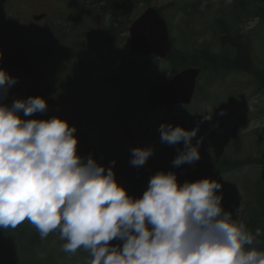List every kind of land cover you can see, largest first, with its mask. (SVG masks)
<instances>
[{
    "label": "rangeland",
    "instance_id": "374dc122",
    "mask_svg": "<svg viewBox=\"0 0 264 264\" xmlns=\"http://www.w3.org/2000/svg\"><path fill=\"white\" fill-rule=\"evenodd\" d=\"M125 1L131 6L130 11L103 13L95 0H0V57L15 54L24 44L32 51L39 44L52 49V55L42 63L36 64L34 57L35 61L25 70L6 71L17 82L0 103L11 105L16 99L44 98L48 105L46 112L24 117L21 111L20 116L24 119L56 116L75 126L77 154L85 159L91 155L106 169L111 166L117 182L134 198L143 195L141 191L146 190L158 170L174 172L180 184L203 178L217 180L222 184L217 194H223V208L232 213L237 223H242L241 212L252 192L249 186L252 188L256 182L260 166L252 164L220 173L197 166H210L224 157L264 156V89L252 75L236 71L211 80L207 75L199 76L196 93L188 105L161 103L152 109L132 111L135 103L131 97L127 101L130 113L128 110L118 114L123 93L117 83L128 60L124 56L137 58V63L144 66L142 86L152 88L162 84V90L174 73L167 59L129 53L128 26L137 14L147 6L158 7L167 21L174 48L189 56L199 46L207 45L216 53L219 44L214 35L218 29L215 23L222 19L221 27L226 28L227 22L233 27V21L229 20L233 1ZM47 7L58 12L55 17L47 16L41 22L32 19L31 15L47 11ZM235 26L250 38L254 64L264 72V21L246 15ZM109 27L118 31L113 34ZM75 40L78 45H74ZM72 46L76 48L73 57L69 56ZM136 91L138 94L140 88ZM205 115L211 118L205 119ZM161 124L189 131L198 127L192 144L202 140L200 159L174 166L172 162L184 145L161 142ZM137 147L154 149L142 166L130 163L131 150ZM125 162L130 165L129 177L136 184H130L118 173L125 168ZM8 231L12 233L11 240L6 242V237L2 238L11 264H86L90 259L83 248L75 253L65 252L62 245L66 241L60 239L58 230L41 239L38 230L26 220ZM29 247H35V260Z\"/></svg>",
    "mask_w": 264,
    "mask_h": 264
},
{
    "label": "clouds",
    "instance_id": "9594fccd",
    "mask_svg": "<svg viewBox=\"0 0 264 264\" xmlns=\"http://www.w3.org/2000/svg\"><path fill=\"white\" fill-rule=\"evenodd\" d=\"M16 82L0 69V99ZM47 108L39 96L0 103V229L27 220L41 239L58 230L63 250L83 248L86 264H264V250L255 246L261 230L253 233L225 211L219 181L180 184L174 172L159 171L134 198L111 166L77 154L75 126L56 116H20ZM198 130L160 125L161 142H183L174 166L200 159L202 140L192 144ZM153 152L133 148L130 163L142 166Z\"/></svg>",
    "mask_w": 264,
    "mask_h": 264
},
{
    "label": "trees",
    "instance_id": "16d2710c",
    "mask_svg": "<svg viewBox=\"0 0 264 264\" xmlns=\"http://www.w3.org/2000/svg\"><path fill=\"white\" fill-rule=\"evenodd\" d=\"M138 1L141 3L148 2V0ZM95 2L100 3L99 5L103 13H124L130 11L131 8L125 0H95ZM240 11L247 12L250 16L260 17L264 21V0H234L232 5L233 15L236 17ZM219 28L221 29L219 30ZM219 28L216 33L218 35L219 43L221 44V53H213L207 45H203L196 48L190 56H187L179 49L174 48L165 58L170 61L172 71L175 72L176 70L187 66H196L201 70L200 76L207 75L210 78L209 80L212 78H223L230 72L241 71L252 75L258 81L259 87L264 89V72L257 69L254 64L251 51V40H249V46L245 45V43L240 41L241 34L238 32V29H235V27L233 28V31H231L230 28ZM108 31L115 34L118 30L117 28L112 29V27H109ZM230 31L232 38L230 36ZM54 43L57 44L59 41H54ZM74 45H78L77 40L74 41ZM38 47L39 46H35V50H31V53L33 54L32 62L35 61L34 57H36V64L42 63L45 60L43 58L39 61L37 60V56H42L43 54L46 56L52 55V49L49 48V46L46 48V45L43 44L39 48ZM75 49L76 48L72 46L69 56L73 57L75 55V52H73ZM125 58L128 59L126 61L127 66L124 69L122 78L117 83L123 93V100L118 114L125 113L129 110L127 101L131 97H133V102L135 103V107L132 111H136L137 109H152L161 104L160 90L162 84H158L152 88L145 87V85L142 86L141 77L144 66L137 63V58L130 59L129 57L124 56V59ZM139 88L140 92L137 94L136 92L138 91H136V89ZM128 112L130 113V110ZM130 115H132V112ZM124 164L125 168L121 170L119 169L118 173L126 177L130 181V184H136L135 179L129 177V163L125 162ZM252 164L260 166V172L256 182L253 183L252 188L249 186V189L252 190L250 194L252 198H249L250 200L242 209L241 218L242 223L253 233H255L257 228L261 230L262 234L257 237L258 243L255 246L259 250H264V156H247L243 159L224 157L210 166H197V169L203 168L202 170L204 171L220 173L222 171H230L236 168L239 169L247 165L251 166ZM157 172H159V170L155 173ZM243 187L245 190L247 189L246 186ZM249 189H247V191ZM143 190L141 191V194H143ZM8 230L9 229H0V264H11L10 254H7L6 250L7 245L3 243L2 238V236H5L6 242L11 240L12 233ZM111 243L117 244L120 242L112 241ZM29 248L31 249L32 257L35 260V247ZM35 264L41 263L35 262Z\"/></svg>",
    "mask_w": 264,
    "mask_h": 264
},
{
    "label": "water",
    "instance_id": "95a60500",
    "mask_svg": "<svg viewBox=\"0 0 264 264\" xmlns=\"http://www.w3.org/2000/svg\"><path fill=\"white\" fill-rule=\"evenodd\" d=\"M41 15L36 16L38 20ZM129 52L139 56L165 58L172 48L166 20L153 6H148L128 27ZM29 58L25 54L0 59V69L23 68ZM200 74L198 67L178 70L165 83L161 101L165 104H183L191 102L195 92L196 80Z\"/></svg>",
    "mask_w": 264,
    "mask_h": 264
},
{
    "label": "flooded vegetation",
    "instance_id": "af4514ba",
    "mask_svg": "<svg viewBox=\"0 0 264 264\" xmlns=\"http://www.w3.org/2000/svg\"><path fill=\"white\" fill-rule=\"evenodd\" d=\"M47 9V11H45V12H41L40 14H36V15H31V17H32V19L35 17V16H38V15H41L42 16V18L41 19H39V20H34V21H36V22H41L44 18H46L47 16H50V17H55L56 16V14L58 13L56 10H54V11H51V10H49V7H47L46 8ZM48 11H50L51 12V14H49V12ZM60 14H61V12H60ZM241 21V18H239V19H237V22H240ZM21 26H23V27H25L26 26V24H20ZM41 38H44V37H41ZM40 46H42V44H39V47ZM38 47V48H39ZM30 48L27 46V45H23V47L20 49V51H17L15 54H19V53H27L29 56H31V52H30ZM34 50H35V47H34ZM15 54H12V55H15ZM9 56V55H8ZM3 57H5V56H2V57H0V59L1 58H3ZM48 56H46V55H44V56H37V59L38 60H42L43 58L44 59H46ZM11 70H14V69H11ZM11 70H5V71H11Z\"/></svg>",
    "mask_w": 264,
    "mask_h": 264
}]
</instances>
